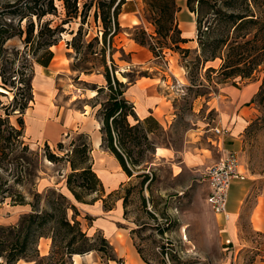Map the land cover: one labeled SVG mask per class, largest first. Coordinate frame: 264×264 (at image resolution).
<instances>
[{
	"label": "rangeland",
	"instance_id": "1",
	"mask_svg": "<svg viewBox=\"0 0 264 264\" xmlns=\"http://www.w3.org/2000/svg\"><path fill=\"white\" fill-rule=\"evenodd\" d=\"M182 3L179 0L178 6ZM145 10L144 0H127L123 6L120 16L122 33L114 40L116 52L113 59L118 78L124 83L140 78L155 81L154 96L158 102L147 117L155 118L163 131L152 135L151 140L157 149L167 148L172 152L205 148L207 151L204 153L210 162L204 168L212 167L220 156L216 143L219 137L213 133V129L218 127L221 115L230 106L243 110L242 114L248 119L247 129L241 137L242 149L235 150L248 169L246 180L237 184L240 199L243 197L242 203L236 201L233 213L235 196L233 192L230 193L228 210L232 215L227 220L217 217L207 204L208 186L201 182L208 168L202 176L190 171L177 176L179 168L174 169L172 164L157 154L149 158L150 162L136 168L134 177L130 179L123 174L115 156L102 146H94L96 135L79 131L82 124L86 129H96L97 113L106 100L105 94L96 98V86H106L103 75L98 74L103 72L100 62L95 61L94 64L93 58H90L91 61L83 63L85 67L95 68L92 78L87 80L84 78L87 72L73 70V64L78 60L74 49L68 46L81 26L86 45L95 37L101 38L103 29L101 24L95 22L93 12L85 25L81 18L66 25L61 42L54 47L55 58L47 69L33 63V90H36L34 80L38 79L42 81L44 89L34 95V102L24 116L25 141L32 151L42 156L47 145L51 151L63 156L82 134L88 135L93 149L94 170L105 190L104 200L108 205H114V209L112 213L106 212L103 201L93 207L76 203L66 190V178L71 172L66 162L57 165L43 158L37 189L42 194L49 189H57L67 195L79 211L78 220L83 231L90 237L99 233L104 235L117 255V261L107 262L100 254L93 252L75 256L73 264H128L129 254L125 255L114 242L117 235L124 236L128 248L140 264L146 263L138 250L148 264H264V110L255 98H251L247 83H239V86H234L233 82L217 84L221 79L219 74L208 73L207 70L220 69L221 60L205 66L199 63L201 50L198 30L195 49H188L189 55L185 56L176 49H166L163 54L158 53L157 56L152 53L146 62L132 67L131 53L124 50L128 39L139 37L138 29L156 37L155 27L145 20ZM94 44V49L99 52L102 45ZM7 46L10 49H23L18 38ZM85 52L86 49L82 50L78 58L83 60ZM107 61L111 66L108 52ZM13 97V93L0 92V117L5 116L3 106L8 105ZM127 97L134 104L136 99L132 92ZM95 103L98 107L92 110ZM87 109L89 116L84 115ZM135 109L138 110L136 106ZM137 110V117L140 118ZM18 117H11L12 124L18 126ZM85 117L91 120H85ZM100 137L102 139L101 133ZM59 143L63 144L64 152L58 150ZM143 174L148 175L152 182L142 185L143 178L138 175ZM42 179L44 181L40 183ZM128 188L132 192L125 216L123 197ZM114 192L119 193L110 197ZM91 199L93 197L88 198ZM30 212V206H14L9 201H0V226H16ZM73 215L70 211L69 217ZM51 246V240L40 242L42 257L49 255ZM19 264L34 263L22 261Z\"/></svg>",
	"mask_w": 264,
	"mask_h": 264
},
{
	"label": "trees",
	"instance_id": "2",
	"mask_svg": "<svg viewBox=\"0 0 264 264\" xmlns=\"http://www.w3.org/2000/svg\"><path fill=\"white\" fill-rule=\"evenodd\" d=\"M179 0H144L145 20L155 27L154 36L138 29L140 36L134 41L154 54H163L166 49H176L185 56L190 50L182 49L188 43L182 38L177 15ZM188 9L197 17L198 43L201 56L199 63L221 60L220 69L209 68L208 73H218L217 84L233 82L234 86L261 79L256 102L264 110V0H185ZM127 0H0V87L14 97L4 105L5 116L0 117V201H9L14 206H30L31 212L24 215L16 226H0V264H19L22 261L34 264H73L75 256L98 253L107 262L117 261V255L108 239L97 234L90 237L83 231L78 220L79 211L71 199L57 189L42 194L37 189L39 168L43 158L53 164L66 162L71 168L66 178V188L78 204L95 205L103 201L106 212L114 205L104 200V186L94 170L90 137L82 134L71 144V150L63 156L46 146L42 156L31 150L25 141L24 116L34 102L33 63L48 68L55 58L54 47L58 46L66 32V25L82 19L85 25L93 12L95 22L101 24V38L95 37L88 45L84 43L83 26L74 36L69 47L76 53L74 71L94 74V67L83 63L100 62L106 86L96 87L97 97L105 94L97 119L101 125L102 148L118 160L128 178L134 170L156 154L157 146L152 135L163 131L153 117L143 120L137 117L135 105L127 98L130 84L120 81L113 56L114 40L122 33L120 16ZM58 19V21H57ZM18 38L23 49H10L8 43ZM102 45L96 51L95 44ZM86 49L84 59L78 58ZM159 51V52H158ZM109 53L112 65L107 61ZM96 55V56H95ZM158 56V55H157ZM91 61V60H90ZM96 66V65H94ZM99 71V70H98ZM262 76V77H261ZM237 79L240 81L237 82ZM2 94V93H1ZM98 105H92L96 109ZM19 115L18 126L11 117ZM264 122V121H263ZM58 150L64 152L62 143ZM147 160V161H146ZM142 185L152 182L146 174ZM149 187V185H148ZM131 188L123 197L127 206ZM112 193L110 197L118 194ZM93 199L88 200V198ZM145 203V199H143ZM70 211L74 213L70 218ZM90 221L94 219L89 218ZM136 233V231H132ZM42 239L52 241L51 252L41 256L39 245ZM142 260L148 261L139 251Z\"/></svg>",
	"mask_w": 264,
	"mask_h": 264
},
{
	"label": "crops",
	"instance_id": "3",
	"mask_svg": "<svg viewBox=\"0 0 264 264\" xmlns=\"http://www.w3.org/2000/svg\"><path fill=\"white\" fill-rule=\"evenodd\" d=\"M181 1V0H180ZM183 3L179 6L181 7L180 12L177 15V22L179 30L182 33V38L187 39L188 43L182 44L181 46L186 49L193 48L195 49V44L197 43V20L195 14L191 13L188 9L187 3L185 0H182ZM124 50L131 53V59H132V67L138 66L144 62H146L151 56L152 52L149 49H146L145 47L140 46L137 44L134 40L128 39V43L124 45ZM92 75H86L84 76L85 79L90 80L92 78ZM155 81L152 79L147 78H140L136 81V83L128 89V92L126 95H129L132 92V95H134V99L140 101V105H136L138 108V113L141 119L146 118L150 115V111L155 105L157 104V97L154 96V88L155 87ZM261 79L250 81L247 84V88L251 90L252 96L251 98H255L258 94L260 87H261ZM104 86V85H103ZM97 87V86H96ZM102 87V86H99ZM96 91V90H95ZM95 97V96H94ZM93 98V97H92ZM128 98V97H127ZM135 101V102H136ZM134 102V104H135ZM92 110H95L92 108ZM243 110H240V108H235L234 106H230V109L224 112V115H221V119H219L218 127L225 129L227 131V134L221 138H219V141L217 143L218 152L220 151V146L228 149H234L241 150L242 149V141L241 137L244 133L245 129H247V123L248 119L245 118V115L242 114ZM140 113L142 115H140ZM84 115L89 116L88 109L84 111ZM253 117V115H251ZM85 120H91L90 117H85ZM89 121L86 123L88 124ZM96 129L90 130L86 129L83 124L82 128L79 130L80 132L90 133L93 136L96 135V139L94 141V146L97 148L101 147L102 145V139L100 137L99 129L100 124L97 121ZM97 131V132H95ZM95 133V134H94ZM214 133V132H213ZM99 143V146L97 144ZM94 147V148H95ZM161 148V147H159ZM164 153L162 155H158L159 158L162 160L168 161L170 164H172L173 168H179V171L177 173V176L181 175L185 171H190L192 174L200 176L202 173L204 174L206 172V169L210 168H204L205 165H207L209 161V157L204 153L205 148H192L190 150H186L185 152H172L167 148H162ZM229 150V149H228ZM209 151V150H208ZM111 156V155H110ZM215 161V159H213ZM217 162V161H216ZM215 162V163H216ZM244 168L246 169V174H248V169L243 164ZM123 174L126 176V174L123 171ZM202 176V175H201ZM44 180L42 179L40 183H42ZM64 184V183H62ZM237 184L234 183L231 189L230 193H234V202H233V209L231 210L233 213H235L236 208V201L242 203L243 197L240 199V192L238 191ZM67 190V188H66ZM68 191V190H67ZM69 192V191H68ZM231 195V194H230ZM230 201V200H229ZM83 205V204H81ZM86 206V205H83ZM95 206V205H94ZM91 207V206H89ZM93 207V206H92ZM112 213V211H110ZM230 216L232 213L229 211ZM264 230V226L262 228ZM49 239H42L41 241ZM133 253V252H132ZM142 259V258H141ZM139 260V259H138ZM140 263V261H139Z\"/></svg>",
	"mask_w": 264,
	"mask_h": 264
},
{
	"label": "built area",
	"instance_id": "4",
	"mask_svg": "<svg viewBox=\"0 0 264 264\" xmlns=\"http://www.w3.org/2000/svg\"><path fill=\"white\" fill-rule=\"evenodd\" d=\"M213 132L219 138L225 136V129L216 127ZM219 159L208 169L201 182L208 186L207 204L217 217L224 220L230 218L228 205L230 192L234 183L244 182L247 178L242 158L236 151H230L220 146Z\"/></svg>",
	"mask_w": 264,
	"mask_h": 264
},
{
	"label": "bare ground",
	"instance_id": "5",
	"mask_svg": "<svg viewBox=\"0 0 264 264\" xmlns=\"http://www.w3.org/2000/svg\"><path fill=\"white\" fill-rule=\"evenodd\" d=\"M34 85L36 87V90L34 89V95L36 96L38 94V92H42L41 90H43V83L42 81H40L39 79L38 80H34ZM0 90L1 91H4V92H7L6 90H4L3 88L0 87ZM135 106L136 105H140V101L137 100L134 104ZM137 107V106H136ZM137 110V109H136ZM140 115H142L140 113ZM98 146H99V143L97 142ZM164 153V151L162 150V148H158L157 149V154L158 155H162ZM235 218V216H233V219ZM234 222V221H233ZM231 222V224L233 223ZM114 242L118 245L119 249H121L125 255H128V260H129V263L128 264H140L139 263V260L136 259L132 253V251L128 248V245H127V242H126V239L124 238V236H121V235H117L115 236L114 238ZM79 257V256H78Z\"/></svg>",
	"mask_w": 264,
	"mask_h": 264
},
{
	"label": "water",
	"instance_id": "6",
	"mask_svg": "<svg viewBox=\"0 0 264 264\" xmlns=\"http://www.w3.org/2000/svg\"><path fill=\"white\" fill-rule=\"evenodd\" d=\"M0 92H2V91H0Z\"/></svg>",
	"mask_w": 264,
	"mask_h": 264
}]
</instances>
